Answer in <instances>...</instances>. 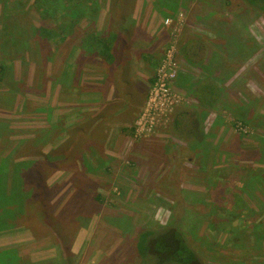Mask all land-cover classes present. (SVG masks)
Returning a JSON list of instances; mask_svg holds the SVG:
<instances>
[{
    "label": "rangeland",
    "instance_id": "obj_1",
    "mask_svg": "<svg viewBox=\"0 0 264 264\" xmlns=\"http://www.w3.org/2000/svg\"><path fill=\"white\" fill-rule=\"evenodd\" d=\"M42 2L0 0V30L5 12L28 26L0 54L13 198L0 264H137L139 233L171 225L206 264H264V14L241 0H82L58 13L76 32L50 39L32 31L55 23ZM108 30L99 55L92 36ZM191 39L207 69L183 58ZM198 73L219 103L193 150L173 116L195 104ZM36 160L42 175L18 166Z\"/></svg>",
    "mask_w": 264,
    "mask_h": 264
},
{
    "label": "trees",
    "instance_id": "obj_2",
    "mask_svg": "<svg viewBox=\"0 0 264 264\" xmlns=\"http://www.w3.org/2000/svg\"><path fill=\"white\" fill-rule=\"evenodd\" d=\"M162 1L155 0L156 6L158 2ZM241 1L252 10L264 14V0ZM77 2H82V0H43L40 8L44 9L52 5V11H55V23L52 24L51 28L41 26L36 30L32 29V31L37 33V35H44L50 39L64 35L65 33L68 34L67 30L69 29V34H74L77 30L73 25L74 23L68 21L70 18L61 21L58 13L62 10L65 15L68 14V11L73 10L77 6ZM79 10L83 12L85 9L80 7ZM46 11H48L47 8ZM163 16L168 17V15ZM4 17L9 20L8 26L12 25V29L9 32V27L4 24L0 30V54L2 56L6 54V44H8L7 48H17L28 32V26H26L17 13L14 16L10 12H5ZM111 35L112 32L108 30L92 36L91 42H94L95 51H98L99 55L110 51ZM113 36H115V33H113ZM190 41L191 44L183 47L181 54L188 63L201 64L202 60H204V56L202 57V53L204 52H201L204 46L200 40L199 42L195 41V39H191ZM200 57V61H197ZM3 67L6 68L5 65H0V69ZM195 85L197 86L191 92V98L195 99L200 107H213L218 97L219 86L211 81H207V83H196ZM196 110L197 108L192 106L179 108L173 116V129L175 133L185 137L182 141L193 144V150H198L206 140V133L202 129V124ZM36 161L41 164V167L37 169L35 162L27 164L21 163L18 166L24 167L31 165V168L28 170L29 175H42L43 163L38 160ZM8 165L9 163L5 159L0 161V230L3 228L1 223L4 220L3 216L7 214L8 216L12 215L10 210L13 202L12 191L6 179L8 175L7 170L9 169ZM254 227L256 229L259 226L254 225ZM134 249L137 252V264H206L200 259L196 250L188 243L185 235L176 226L174 227V225L169 227L161 226L155 229H144L135 239Z\"/></svg>",
    "mask_w": 264,
    "mask_h": 264
},
{
    "label": "crops",
    "instance_id": "obj_3",
    "mask_svg": "<svg viewBox=\"0 0 264 264\" xmlns=\"http://www.w3.org/2000/svg\"><path fill=\"white\" fill-rule=\"evenodd\" d=\"M212 62H213V61H211L210 64H211ZM197 65H198V64H197ZM200 66L203 67V69H207V68H208V65H207L206 62H205V58H204V60H202ZM189 73H192V72H191L189 69H187L186 75H189ZM184 74H185V73H184ZM198 74L200 75V77L196 75V78H193V79H194V81H193V83H192V84H193V89L197 86V85H195L196 83H207V81L215 82V81L213 80V78L209 76V74H205V73H204V75H201L200 73H198ZM215 83H216V82H215ZM216 84H217V83H216ZM217 85H218V84H217ZM190 96H191V94H190ZM191 99H192V98H191ZM192 100L195 101V104H192V105L190 104V105H188L187 107L192 106V107L197 108L196 112H197V114H198V116H199V120L201 121V124H202V120H201V118H200V115H203L204 113L206 114L207 111H214L216 105H218V103H219V100H218V101H216V102L214 103V106H213V107H210V108H204V107H200V105L198 104V102H197L195 99H192ZM209 113H210V112H209ZM212 113H213V112H212ZM202 129L204 130L203 127H202Z\"/></svg>",
    "mask_w": 264,
    "mask_h": 264
},
{
    "label": "built area",
    "instance_id": "obj_4",
    "mask_svg": "<svg viewBox=\"0 0 264 264\" xmlns=\"http://www.w3.org/2000/svg\"><path fill=\"white\" fill-rule=\"evenodd\" d=\"M160 76V75H159ZM160 79V78H159Z\"/></svg>",
    "mask_w": 264,
    "mask_h": 264
}]
</instances>
